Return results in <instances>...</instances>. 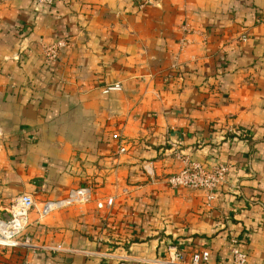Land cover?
<instances>
[{
  "label": "crops",
  "instance_id": "0c3cea01",
  "mask_svg": "<svg viewBox=\"0 0 264 264\" xmlns=\"http://www.w3.org/2000/svg\"><path fill=\"white\" fill-rule=\"evenodd\" d=\"M143 2L0 0V219L21 195L37 204L32 246H0V264H154L178 250L184 264L200 251L233 264L230 236L264 264V0ZM180 156L230 166L211 204L167 184ZM90 184L91 203L40 217Z\"/></svg>",
  "mask_w": 264,
  "mask_h": 264
},
{
  "label": "built area",
  "instance_id": "2783aa9c",
  "mask_svg": "<svg viewBox=\"0 0 264 264\" xmlns=\"http://www.w3.org/2000/svg\"><path fill=\"white\" fill-rule=\"evenodd\" d=\"M154 4L158 0H147ZM41 3L51 4L53 0H39ZM245 39V38H244ZM67 46L65 40H59L55 43L43 46V55L47 61L56 62L62 50ZM123 86L120 83L111 84L104 88L103 92L108 94L111 91H121ZM113 139L119 142V152L127 151L124 140L119 134H113ZM183 162L182 168L167 177V184L174 188H191L195 190H204L206 197L211 204L216 198L219 188L226 181L230 171V166L224 163L208 165L207 163L192 159L190 157L180 156ZM95 188L84 185L70 190L62 200H48L38 209L41 218L49 215L51 212L70 206H85L94 199ZM114 198L110 197L105 202H98L97 207L103 209L105 206H112ZM37 207L33 196L24 194L18 197L12 204L10 217L0 219V246L30 247L32 246L31 237L26 234L29 214ZM228 241L231 244V254L233 264H247L248 255L240 248V239L230 236ZM192 264H206L209 259L208 251L194 252L191 254ZM185 259L181 251H175L169 258L156 261L154 264H184Z\"/></svg>",
  "mask_w": 264,
  "mask_h": 264
},
{
  "label": "rangeland",
  "instance_id": "374dc122",
  "mask_svg": "<svg viewBox=\"0 0 264 264\" xmlns=\"http://www.w3.org/2000/svg\"><path fill=\"white\" fill-rule=\"evenodd\" d=\"M144 2H143V4H149V5H154V4H157L159 1H161V0H158V2H156V3H154V4H150V3H148V1L147 0H143Z\"/></svg>",
  "mask_w": 264,
  "mask_h": 264
},
{
  "label": "trees",
  "instance_id": "16d2710c",
  "mask_svg": "<svg viewBox=\"0 0 264 264\" xmlns=\"http://www.w3.org/2000/svg\"><path fill=\"white\" fill-rule=\"evenodd\" d=\"M89 186H93L94 187V185H92V184H90Z\"/></svg>",
  "mask_w": 264,
  "mask_h": 264
}]
</instances>
